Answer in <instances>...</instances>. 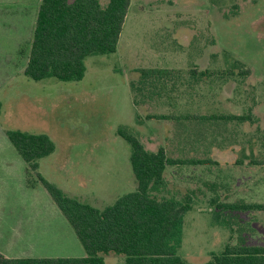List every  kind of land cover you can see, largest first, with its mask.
Segmentation results:
<instances>
[{"label": "rangeland", "instance_id": "rangeland-1", "mask_svg": "<svg viewBox=\"0 0 264 264\" xmlns=\"http://www.w3.org/2000/svg\"><path fill=\"white\" fill-rule=\"evenodd\" d=\"M39 3L0 0V159L5 154V165L20 177L24 173L25 161L9 132L45 134L55 148L38 160V172L65 194L103 208L137 187L130 146L117 133L126 127L149 151L163 146L172 157L201 160L168 166L162 193L193 197L183 214L178 249L189 264L205 263L227 244L264 245V209L217 206L264 205V169L251 170L250 157L236 164L241 152L264 157V0H130L116 51L87 56L84 75L76 81L24 74ZM234 60L249 69L245 77L224 76ZM141 68L172 73L146 84ZM194 69L209 73L193 77ZM230 114L251 119L231 121ZM16 189L9 193L11 207L34 205L40 211L24 215V207L18 208L20 227L5 243L6 257L85 255L34 173L25 170ZM103 258V264H119L124 256Z\"/></svg>", "mask_w": 264, "mask_h": 264}, {"label": "trees", "instance_id": "trees-1", "mask_svg": "<svg viewBox=\"0 0 264 264\" xmlns=\"http://www.w3.org/2000/svg\"><path fill=\"white\" fill-rule=\"evenodd\" d=\"M130 0H40L32 31L24 74L33 80L56 78L80 80L85 58L116 51ZM142 83L154 84L172 71L163 68L137 70ZM209 72L191 70L193 77ZM249 69L238 60L226 69L225 77H245ZM144 80H146L144 82ZM145 84V85H146ZM162 117V115H161ZM231 121L250 116L230 114ZM130 146L129 162L136 179L135 190L119 196L112 204L97 208L65 194L38 172V160L50 154L54 142L45 134L11 131L8 138L71 225L85 255L69 258H9L0 253V264H103L104 254H122L119 264H189L178 254L182 241L183 214L192 208L193 197L163 195L168 166L197 164L201 160L168 155L160 146L149 151L126 127L117 130ZM259 164H264V157ZM192 192V191H191ZM230 209H264L256 204H221ZM202 264H264V245L243 242L227 244Z\"/></svg>", "mask_w": 264, "mask_h": 264}, {"label": "crops", "instance_id": "crops-1", "mask_svg": "<svg viewBox=\"0 0 264 264\" xmlns=\"http://www.w3.org/2000/svg\"><path fill=\"white\" fill-rule=\"evenodd\" d=\"M251 154L253 155V153ZM240 157L241 159H238L236 161V164L244 165L243 159H248V157H250L249 162H247V165H249V167L251 168H254L251 170L264 169V164H259L260 161H262L263 159L262 156L254 155L253 157H251L249 152H241ZM21 167L24 170V173H23L24 176L22 174L20 177V175L18 176V172L16 170L12 172L11 165H9V163H6L5 165V154L0 159V253L3 254L4 256H5V243H10L13 241V239L16 236L15 234H17V231L20 227L18 223V218H17L18 216L17 214L19 213L18 208L24 207L20 209L24 215L33 214L36 211H40V208L34 205H30V206L22 205V206H19L18 208L16 206L11 207L9 205V193L11 192L12 189L14 192H17L16 188H17L18 181L19 180H21L22 182L24 181L26 164L21 163ZM38 169H39V166H38ZM12 173L14 174L13 177H12ZM216 179H212V180H216ZM12 185H14L15 188L11 187ZM32 196L35 197L36 195L32 194ZM32 200H34V198L30 199L31 203H32ZM234 203H227V204H234ZM12 217L14 220H12Z\"/></svg>", "mask_w": 264, "mask_h": 264}]
</instances>
